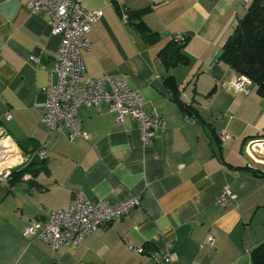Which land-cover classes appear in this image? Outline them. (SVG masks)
Masks as SVG:
<instances>
[{"label": "crops", "instance_id": "1", "mask_svg": "<svg viewBox=\"0 0 264 264\" xmlns=\"http://www.w3.org/2000/svg\"><path fill=\"white\" fill-rule=\"evenodd\" d=\"M79 3L102 14L88 33L89 50L81 52L85 75L124 79L165 129L145 146L133 121L118 124L101 103L77 114L87 141L50 131L41 122L42 89L59 38L44 12L29 13L23 0H0V129L25 154L45 153L29 181L25 174L0 188V264H157L153 255L168 246L171 262L158 264H246L243 254L249 259L248 249L264 241V157L252 156L258 164L244 151L248 141L264 137V95L252 83L245 93L233 91L238 75L219 60L246 6L241 0ZM117 7L147 9L143 22L159 42L147 45L121 21ZM175 35L185 38L181 51L188 63L166 69L158 53ZM168 78L179 103L165 85ZM180 104L198 118H186L191 114ZM222 132L229 135L224 142ZM225 189L234 198L221 206ZM78 193L111 204L136 198L138 205L78 246L51 252L40 240L23 237L27 224L67 209Z\"/></svg>", "mask_w": 264, "mask_h": 264}, {"label": "built area", "instance_id": "2", "mask_svg": "<svg viewBox=\"0 0 264 264\" xmlns=\"http://www.w3.org/2000/svg\"><path fill=\"white\" fill-rule=\"evenodd\" d=\"M252 0H241L247 6ZM24 8L32 14L42 11L51 21V33L59 38V47L53 57L48 73V83L42 89L45 101L42 105L41 122L50 130L65 133L69 141L88 140L77 122V114L82 108L108 105L115 113V121L122 124L126 119L135 123L143 145L148 146L155 136L165 129L164 120L154 109L145 110L139 95L133 92L124 79L104 74L99 77H87L81 60V52L90 48L88 33L93 24L101 17L100 11H87L79 0H23ZM127 23L126 14L120 15ZM182 44L185 38L175 35L171 38ZM30 62H37L34 57ZM251 81L244 76H237L231 82V89L236 93H245ZM7 118L9 116L7 115ZM222 142L229 139L225 132L219 134ZM245 154L253 159L264 157V138L250 140L245 144ZM45 159L43 151L23 154L17 145L4 133L0 138V188L10 185L14 170L29 166L34 161ZM255 163L259 160L253 159ZM31 179L30 175L23 177ZM233 194L225 189L217 203L226 206L233 201ZM138 205L136 198L111 204L108 201L86 199L82 194L74 195L70 207L50 212L44 222L30 223L23 229L24 238H35L43 242L51 252L65 245H80L89 234L104 228L122 218ZM212 239L207 238L205 245L210 246ZM142 253V249H132ZM155 262L170 263V247L161 255H153ZM250 264V263H249Z\"/></svg>", "mask_w": 264, "mask_h": 264}, {"label": "trees", "instance_id": "3", "mask_svg": "<svg viewBox=\"0 0 264 264\" xmlns=\"http://www.w3.org/2000/svg\"><path fill=\"white\" fill-rule=\"evenodd\" d=\"M119 15L127 16V24L141 37L147 45L159 42V36L152 32L143 22V16L147 9L140 11L124 12L118 9ZM182 44L170 40L158 53V57L166 69H172L179 65H186L188 59L182 53ZM219 60L235 72L238 76L247 77L256 87L259 95H264V0H252L246 6V12L238 21L231 35L222 46ZM165 85L171 95L173 102L179 103V91L172 78L165 80ZM191 116L186 117L191 120L198 118L195 111L190 106H185ZM264 138V137H254ZM249 138H245L243 143ZM18 145V144H17ZM18 147L23 154L27 153L22 144ZM23 149V150H22ZM36 151L35 149L31 150ZM44 161V160H42ZM42 161H34L29 166L14 170L11 173L10 185L13 184L14 177H21L28 174L33 177L36 166ZM247 169V168H246ZM250 264H264V241L252 249L249 254Z\"/></svg>", "mask_w": 264, "mask_h": 264}, {"label": "rangeland", "instance_id": "4", "mask_svg": "<svg viewBox=\"0 0 264 264\" xmlns=\"http://www.w3.org/2000/svg\"><path fill=\"white\" fill-rule=\"evenodd\" d=\"M263 228H264V226H263ZM253 248L254 247L249 248L248 250L251 252ZM242 260L244 261V263L249 264V259H248V256L246 254H243Z\"/></svg>", "mask_w": 264, "mask_h": 264}, {"label": "water", "instance_id": "5", "mask_svg": "<svg viewBox=\"0 0 264 264\" xmlns=\"http://www.w3.org/2000/svg\"><path fill=\"white\" fill-rule=\"evenodd\" d=\"M179 109L183 110L186 114H189L187 110L184 109L183 105H179ZM3 135V130L0 129V138L2 137Z\"/></svg>", "mask_w": 264, "mask_h": 264}]
</instances>
